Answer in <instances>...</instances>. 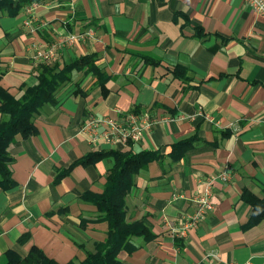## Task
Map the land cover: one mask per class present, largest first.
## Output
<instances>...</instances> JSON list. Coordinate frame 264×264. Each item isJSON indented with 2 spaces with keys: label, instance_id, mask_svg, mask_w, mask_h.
I'll return each mask as SVG.
<instances>
[{
  "label": "crops",
  "instance_id": "obj_1",
  "mask_svg": "<svg viewBox=\"0 0 264 264\" xmlns=\"http://www.w3.org/2000/svg\"><path fill=\"white\" fill-rule=\"evenodd\" d=\"M32 4V23L46 27L25 22L29 3L0 17L4 89L20 97L22 85L38 83L34 43L91 28L50 63L94 55L109 78L104 92L97 71L73 69L56 103L36 116L37 134L13 143L16 185L0 189V264L8 251L26 256L33 246L59 264L81 262L107 238L104 212L86 196L104 192L112 150L159 156L134 175L126 197L127 220H142L153 237H133L119 253L124 264H264V218L254 221L257 208L244 197L264 198V15L247 0ZM130 112L155 119L138 141L92 142L81 133L91 116ZM225 170L228 181L213 179ZM208 181L214 209L179 235Z\"/></svg>",
  "mask_w": 264,
  "mask_h": 264
},
{
  "label": "trees",
  "instance_id": "obj_2",
  "mask_svg": "<svg viewBox=\"0 0 264 264\" xmlns=\"http://www.w3.org/2000/svg\"><path fill=\"white\" fill-rule=\"evenodd\" d=\"M32 1L0 0V17L4 14L17 15L25 4H32ZM85 67L88 70L97 71L105 92V82L109 77L101 74L95 65L94 55H85L74 63L64 66L58 63L39 65L37 68L38 83L34 86L22 85L23 93L20 97L13 96L0 85V111L4 115L3 120L0 121V189H9L16 185L11 167L14 160L11 153L13 143L17 139L29 138L37 134L36 116L46 104L56 103V92L71 79L73 69ZM179 67L187 71L183 66L176 68ZM176 75L181 76L177 72ZM188 140L180 141L175 146L185 145L189 142ZM100 155L105 156L104 153ZM108 155L114 157L115 164L107 175L104 192L86 196V199L91 200L104 212L103 219L109 224L107 238L96 242L93 249L87 251L84 261L71 260L67 264H124L119 258V253L131 245L133 237L142 236L147 239L153 237V233L142 220L133 222L127 220L126 197L133 187L134 175L159 156L155 151L136 153L123 150H112ZM244 194L245 200L257 208L254 221L263 219L264 198L259 199L246 192ZM29 237L30 234L23 235L20 242H26ZM7 259L6 264H59L37 246H33L26 256L10 250L7 252Z\"/></svg>",
  "mask_w": 264,
  "mask_h": 264
},
{
  "label": "built area",
  "instance_id": "obj_3",
  "mask_svg": "<svg viewBox=\"0 0 264 264\" xmlns=\"http://www.w3.org/2000/svg\"><path fill=\"white\" fill-rule=\"evenodd\" d=\"M248 5L256 12L264 15V0H247ZM31 4L27 7L28 19L26 23L34 28L46 27L45 21L35 24L32 23V16H34V6ZM94 29L87 31H80L78 33H68L57 38L49 44L34 43L32 51L34 53V60L38 64H46L54 61L60 55L61 50L74 44L77 40L86 39L87 36L92 35ZM153 119L148 113L130 112L124 118H114L111 116H91L87 122L81 127V133L86 135L92 142L105 140L111 143L129 141H138L141 139L145 131L150 130L154 124ZM221 181H228L230 174L227 170L223 171L213 179ZM196 210L185 217L184 224L177 228L178 234L187 236L188 230L198 225L205 219L206 215L214 209V192L213 183L208 181L205 188L195 196ZM247 264V263H245Z\"/></svg>",
  "mask_w": 264,
  "mask_h": 264
}]
</instances>
